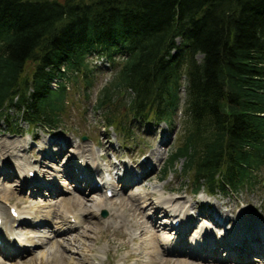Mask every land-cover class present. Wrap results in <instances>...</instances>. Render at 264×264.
Segmentation results:
<instances>
[{"label":"trees","instance_id":"obj_1","mask_svg":"<svg viewBox=\"0 0 264 264\" xmlns=\"http://www.w3.org/2000/svg\"><path fill=\"white\" fill-rule=\"evenodd\" d=\"M106 67L94 116L124 140L131 121L171 125L184 90L185 128L163 177L182 161L194 194L264 188V0H0L10 135L20 124L59 130L69 87L79 80L89 99Z\"/></svg>","mask_w":264,"mask_h":264},{"label":"rangeland","instance_id":"obj_2","mask_svg":"<svg viewBox=\"0 0 264 264\" xmlns=\"http://www.w3.org/2000/svg\"><path fill=\"white\" fill-rule=\"evenodd\" d=\"M197 58L200 59L201 57L199 56ZM31 70L32 67L28 68L29 73ZM111 71L107 69L104 71V74H99L100 72L96 74L95 84L91 90L87 91L90 93L89 99L84 97V88L82 83L78 80L77 84H75L68 92L69 103L67 105V113L63 117V127H61L56 133L46 132L45 135L42 130L37 131L33 134L35 136L34 138H36L35 142L32 140L30 133H27L28 135L25 133L21 138H15L8 134L7 124L3 121H0V142H5L7 147L9 145H11V147L13 146L15 149L14 153L19 155L18 158L16 156L9 158V161L4 158L5 161H3L2 164L0 163V167L3 166L1 169L5 170L7 169V165H10L12 168L10 174H12L14 173V169L16 171L19 170L17 168V164H22L23 162V165H27V168H31L36 171L35 177H39L41 179V183L44 182L45 185L51 184V182H54V179L51 178L52 175L61 178L62 175H60L58 172H60L65 166L72 172L71 163L73 162L71 161L73 160L72 158L69 159V157L66 156L70 150L72 152L78 151L76 145L81 144L83 151H87L89 149L94 153V156L87 155V157L89 162H94V164L98 166L100 170L99 175H103V177L107 179L109 183L114 185L118 184V182H116L118 177H112L109 174L111 171L110 165H115L117 170L120 169L123 172L126 169H122L124 168V166L120 164L122 162L125 166H132V161L134 162V160H136L137 163H142L145 159L148 161L146 163H149L152 166L151 167L149 165L152 170L147 176V180L143 181L139 188L135 185L132 187L133 189L131 188V190L128 189L120 192L122 194H139V191L144 189L146 194L152 191L154 193V197H156V199L158 198V200L167 198L176 199L181 203L179 208L185 205H190L192 201L196 202V204L197 201H199L201 207L198 206V212L209 211L217 217H219V215L216 213V211H214L216 207H219L218 211L220 214L228 213L232 208L233 211H231L230 216L227 217L226 222L224 220V225H234V222L237 221V219L249 217L251 220L255 219V221H257L260 225L264 226V188L261 189V187L257 186L251 191L243 190L237 193L227 191L225 194L221 192H214L212 195L206 194V192L203 191L204 189H201L198 194H194V186L192 185V182H190L189 179L185 178L184 175L180 173L182 172V161H179L177 165L174 166V168H170L166 177H163L166 161L177 148L179 136L182 134L185 128L186 115H183L185 97L184 91H181V108H179L176 115L172 117L171 125H166L163 123L155 124L151 121L149 123H147V121L142 122L141 120L131 121L129 125L133 134L131 140H124L111 128L104 131L100 126L97 124L95 125L94 120L98 121L100 116H94V102L100 89L113 79L112 76L114 70ZM121 95L122 97L124 96L123 92H121ZM9 114L13 117V121H15V123L20 124L21 120L19 117H17L13 110H11ZM20 128H22L24 131L26 130V126L24 124H20ZM83 136L86 138L85 141L82 140ZM122 140H124V144ZM65 142H68V146H65ZM34 144H36V146ZM156 153L158 154L157 157L155 155ZM93 159L95 160L93 161ZM35 160L38 161V164L37 166H32L31 162ZM63 161L67 162L68 164H63ZM28 162L30 166L28 165ZM144 168H141V170ZM38 169L40 171H38ZM19 171L20 176L22 172L21 170ZM95 178L97 179V177ZM16 181V178L10 177H6L4 180H2V173H0V192L3 190V194H0V200L4 203L1 195H5L8 198L9 202H7V204L9 206L17 205L20 210H27L30 213L31 218H29L28 215L25 216L26 219H30V221L27 222L29 226L25 221L21 224L25 226L23 228L24 230H22L20 226L17 229L14 227V230L16 233L21 234L20 238L22 237V234L26 233L25 238L23 239L27 240V242L34 247L32 251H29V253L26 254L24 252L27 251L20 249L17 256L8 259H6L4 254L0 252V264L230 263H217L216 260H210L212 262H202L199 260L189 259L185 256H168V254H164L162 250L160 257H153L150 255L152 253V249L145 247L153 241L155 248L160 251L159 242L161 237L165 236L166 234L167 236H171L170 231L168 230L167 232H157L153 229V226L159 224V222L160 224L164 223L163 220L166 218V216L163 214H157V218L155 217L153 222H150L151 220L147 221L146 226L148 230L146 233H140L138 229L133 228V234L130 235L128 234V231L122 227V220L125 223L131 222L133 224L135 221L140 223L142 219H145V215L152 214L154 210L145 211L141 213L140 217H134L129 213L128 216H125L124 218L122 217V220H112L110 215L111 213L107 209H113L112 211H115V203H117L118 198H120V196L117 197V195H115L110 201L107 199L105 200L102 196V200L106 201V207L101 209L99 212V217L97 216L94 218L92 214L91 216L89 215V217L83 218L87 223L82 222V227L78 230H75V233H73L74 231H71L62 235H55L54 231H56L60 225V223H57L60 221V216H65V213L62 212V208L65 205L71 204L74 201L82 198H88L87 204L91 205L93 199L99 198L100 192L95 191L88 193L86 190L82 191L81 187L75 190L74 186L72 185V183L75 185L72 174V183L70 185H65L63 180L61 183H57L59 187L51 185L55 193L50 189L45 188L44 190H39L38 193H36L33 197L30 196L34 192H32L33 187L30 189V191H27L28 188L20 191V189L16 186ZM117 188L119 193V185ZM46 189L48 191H46ZM120 193L119 195H122ZM204 195L206 197H204ZM112 203H114L113 207L111 206ZM139 205L140 208L144 207L143 203L140 204L139 202ZM163 205L166 206L167 203L165 202ZM76 210L77 209L72 205L70 210L72 214L70 215H76L75 217L82 219L78 217ZM103 212L106 213L105 217H102ZM190 212L193 213V211H189V216H191ZM150 216L152 219V215ZM197 218L201 219L200 216ZM97 219L102 221L99 222V225L95 222ZM106 219L109 225L114 224V226H108L104 229L103 223ZM156 221L157 223L155 224ZM209 227L211 230V235L213 236H216L217 233L221 232L211 224ZM85 228H90L91 231H88ZM228 230L229 229H227V231ZM118 234L123 235L120 240L115 239ZM77 235L80 236L81 241H84L85 245H83V247H89L91 252H88V250L85 249L77 250L70 247L65 249L66 251L62 249V247H67V243L72 239V237ZM135 237L137 238L133 240ZM156 237L158 238L157 241ZM30 245H27L28 249L30 248ZM118 245L119 248L117 247ZM243 255L246 258L239 260V263L237 264H264V260L260 261L261 259H256L253 255L250 256V253L248 252L245 253L244 251ZM82 257H84V259L88 262L82 260ZM262 257L264 259V255Z\"/></svg>","mask_w":264,"mask_h":264},{"label":"bare ground","instance_id":"obj_3","mask_svg":"<svg viewBox=\"0 0 264 264\" xmlns=\"http://www.w3.org/2000/svg\"><path fill=\"white\" fill-rule=\"evenodd\" d=\"M67 143L68 142H65V146H68ZM76 147L78 148L79 152L78 151L72 152L70 150V151H68V154L66 156V157H69V159L72 158L73 161H71V162H73V163H71V165L73 166V168L77 169L78 172H81L82 170H85L86 167H88L89 170L91 168V170L94 174L99 172L98 166H94L93 163L89 162V159L87 157V155L94 156V153L92 152V150L88 149L87 151H83V147L81 146V144H77ZM14 151H15V149L13 148V146L11 147V145H9L7 147L5 142H0V163L2 164V162L5 161L4 158L7 159L8 161H9V158H12L14 156H16L18 158L19 155L17 153H14ZM12 154H13V156H12ZM50 155H52V154H50ZM155 155H156V157L158 156L157 153ZM75 159L77 160V163H75ZM80 159L82 160V163H84L83 166L78 164V161H80ZM25 163H27V162H25ZM34 164L37 166V162H34ZM63 164L66 165L68 163L63 161ZM28 165L30 166L29 162H28ZM26 166L27 165H23V162H22V164L19 163L17 166L18 169L21 170V172H22L20 177H22V179L25 182L27 181L26 177H28V172L32 170L31 168L27 169ZM84 166H85V168H84ZM137 167H141V166L138 165ZM40 168H41V166H40ZM114 169H115V167H114ZM151 170H152V168L149 166V167H145L143 170H141V168H139V170H138L140 172L139 174L132 173V172L124 173L123 177L119 180V183H121V184H119L120 185L119 191L123 192V191L128 190V189L131 190L133 185H136L139 188L140 184L143 183V181L147 180V178H148L147 176L151 173ZM3 172L5 173V170H3ZM58 173L60 175H62L61 178L52 175L51 178L54 179L53 180L54 182H51V184H47V185L44 184L45 188L50 189L51 191L54 192L51 185L59 187L57 185V183L59 184L63 180H64L63 182L65 185H70L72 183V181H71V173L72 172L70 170H68V168L66 166L64 168H62V170ZM79 174L86 175V174H82V173H79ZM7 176L12 178L13 174L7 173ZM87 177L90 180L88 182V186H86V185H84V186L89 188V190L97 189V187L95 188V185L94 186L92 185L91 177H89L88 175H87ZM62 178H63V180H62ZM82 179H83V177H79L77 175L75 176L74 183L76 186L72 183L75 190H77L80 187H81V190L84 189V186L80 185V180H82ZM139 179H142V180L140 182H136ZM30 185H34V184H30ZM27 186H29V185H27ZM102 186H104V190L106 189V190L111 191V197H113L115 195V193L117 194L116 190L111 187L112 184L110 185L108 183H105ZM47 189H46V191H48ZM35 191H36V193H38L39 189L38 190L36 189ZM139 192H140L139 194L133 193V194H129V195L120 193L122 195H119L120 198H118V202L115 203L116 204L115 211H112L113 209H107V208L106 209L109 210V212L111 213L110 215H111L112 220H114V219L122 220V217L124 218L125 216H128L129 213L132 214L134 217H140L141 213H143L145 211L154 210L153 213L150 214V215H152V219L150 218L151 217L150 215H145L146 216L145 219H142L140 221V223H137V221H135L133 224L131 222L125 223L122 220V222H123L122 227L125 228V230H127L128 234H130V235L133 234V228L138 229L140 231V233H146L148 230L147 226H146L147 221L151 220L150 222H153V219L155 217L157 218V214H160V215L163 214L164 216H166V215H175L177 212L179 213L178 217H173V219H172V222L174 219H176V220L179 219L181 221L180 227L178 229L174 228V230L176 231L175 232L176 237L167 236V234L165 236L161 237L160 242L158 241L159 246H160V251H158L157 248H155V246H154L155 244L153 243V241L150 244H148L150 246L147 245L145 247V248H151L152 249V253L150 255H152L153 257H160L161 250H162V252L164 254H169V253L179 254L180 253V254H184L186 256H191V257H197V258L203 257V259L207 260L206 262H212L210 260H216L217 261L220 259L219 257H221V256H219L218 254H219L221 249H224L227 252V255H226L227 257L225 259V261H226L230 257L235 256L236 254L241 258H246L245 256H243L241 254V249L252 244V243H254L257 240L260 241L262 244H264V227L259 225L257 222H255V219L251 220L249 217H245L243 219H237V221L234 222L233 227H230V228L228 227L229 228V230H228L229 235L226 236L225 240H223V241L222 240L221 241H215L211 237L206 238L205 237L206 231L204 228L205 225H202L201 229H199L200 230L199 232L203 233L202 236L199 235L198 228H195L194 230H192L189 233L190 228L196 223V218L198 216L206 217L205 219H210V221L215 223L217 226L223 227L224 223L226 222L227 217L230 216V213L232 211L231 209L229 210L228 213L220 214L218 211L219 207H216L214 209V211H216V213L219 215V217H217V216H214L213 213H209V211L208 212H198V206L201 207L200 204L198 203V201H197V204H196V202L192 201V203L190 205H185V206H182L181 208H179L181 203L174 198H167V199H163V200H158V198L156 199V197H154V193L152 191L148 192V194H146L145 190L142 189V191H139ZM83 194H85V193H83ZM104 199L106 200V198H104ZM87 200H88V198H82V199H78V200L74 201L71 204H68L65 206L63 205L64 207L62 208L63 209L62 212L65 213V216L64 217L60 216V218H59L60 221L57 222V223H60V225H59L60 227L58 226L57 230L54 231L55 235H62V234H66L68 232L80 229L82 227L83 223H87L83 218L89 217V215L91 216L92 214H93L94 218H96L98 216V212L101 209H104L106 207V201L102 200V196H99V198L93 199V202L91 205L87 204L88 203ZM139 202H140V204L143 203V205H144L143 208H140ZM161 202H163V203H161ZM165 202L167 203V205L172 204L171 206H172L173 210L172 209L170 210L168 208V206L166 207L165 205H163ZM113 204L114 203H112V205H111L112 207H113ZM72 205L74 208L77 209L76 214L78 215V217H80L82 219L75 217L76 215L75 216L70 215V214H72L70 212ZM214 206H215V204H214ZM191 210L194 212V218H190L189 216H187V214ZM6 211H7V209H5V205L3 207L0 205V217H1V222H2L1 226H5V224L7 223V220H10V222L12 223V225L9 226L10 232L0 231V243L2 246L7 248V246L12 247V241H10L8 238L11 237L9 235L13 234L12 233L13 232V225L15 224V222H19V225H21L23 222H25V219H26L25 216L28 215V213L26 211L17 212V210L15 209L17 215H16V217H13L10 213L7 214ZM224 220H225V222H224ZM163 222H165V224L161 225L160 222H159V224H156L157 223V221H156L155 222L156 225L153 226V229L157 232L158 231L167 232L166 227H167L168 219H164ZM172 222H171V224H172ZM106 223L108 224L107 220H106ZM170 228H173V227H170ZM85 229L88 231H91L90 228H85ZM6 231H9V230L6 229ZM94 234H95V232H94ZM154 236H156V235H154ZM186 236H188L187 240L185 239ZM122 237H123L122 234H118L115 239L120 240ZM136 238L137 237L133 238V240ZM157 239L158 238L156 237V241H157ZM23 242L26 243L27 240L24 239ZM246 243H248V244H246ZM27 244H29V243H27ZM67 244H68L67 247H64V248L62 247L63 250L68 249V247H70V248H75L77 250H79V249L84 250L85 249V250H88V252H91V249L89 247H86V246L83 247V245H85V243H84V241H81L79 235L72 237V239ZM117 247L119 248V245ZM29 251H32V250H29ZM29 251L24 252V253L25 254L29 253ZM247 252L248 253H254L255 255L263 256L264 255V248H262L259 245H255L252 249L247 248ZM232 253H234V255H232ZM84 257H82V260L87 261L84 259Z\"/></svg>","mask_w":264,"mask_h":264}]
</instances>
